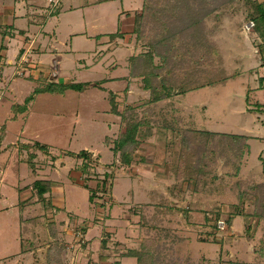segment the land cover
Returning <instances> with one entry per match:
<instances>
[{
	"label": "rangeland",
	"instance_id": "1",
	"mask_svg": "<svg viewBox=\"0 0 264 264\" xmlns=\"http://www.w3.org/2000/svg\"><path fill=\"white\" fill-rule=\"evenodd\" d=\"M130 1L77 0V9L64 6L59 16H49L48 11L39 16L38 12L31 20L47 23L46 29L56 32L51 40L39 37L35 51L28 55L42 72L32 68L20 76L14 65L0 64V69L4 67L0 71V135H7V143L16 142V135H26L48 145L53 152L50 157L65 158L64 165L55 163L38 175L31 161L22 162L17 157L7 169L9 181L3 189L7 200L16 197L19 189L26 203L23 207L16 200L0 213V264H137L134 257L127 256L129 249L139 250L145 239L151 238H160L168 262L176 264H264L260 254L264 250V220L252 217V203L245 201L240 208L242 215L229 226L225 223L226 230L218 229L215 237L209 236L213 231L205 221L206 214L219 210L228 217L235 210V193L227 188L222 196L190 194L175 171V156L161 153L165 140L180 135L189 122L213 132L249 135L251 151L239 179H262L264 108L259 110L258 105H264V88L259 82L264 77V55L260 66L255 38L244 29L245 8L242 4L217 7L205 20L201 41L206 46L193 45L192 54L186 56L190 66L199 61L206 67L209 54H218L222 58L218 69L237 77L224 85L174 95L152 107L154 135L141 140V145L131 150L132 162L122 165L119 154L105 142L125 128L112 112L111 101L116 99L121 111L146 99L147 93L123 78L129 77L130 55L149 50L153 14L171 11L179 2L147 0L144 12H130L133 17L145 16L143 35L137 36L129 27L123 41L118 38L112 43L107 34L123 28L119 14L129 9ZM187 1L191 7L200 3ZM60 3L53 8L50 2L51 13ZM200 7L205 9L204 4ZM36 29L31 30V38ZM27 99L31 115L10 119L15 115L12 105H24ZM167 123L176 132L170 133ZM82 150L91 154L87 172L81 169V158L64 153ZM217 162L216 170L222 177L227 169L223 159ZM40 178L52 180L65 191L54 192H64L61 200H65V207H52L47 216L41 199L29 187ZM179 184L181 190L173 189ZM91 194L95 195L93 202ZM161 196L174 208L169 215L163 214L166 206L161 205ZM184 209L190 210L186 218ZM32 219L38 223L33 225ZM58 244L64 246L60 254Z\"/></svg>",
	"mask_w": 264,
	"mask_h": 264
},
{
	"label": "trees",
	"instance_id": "2",
	"mask_svg": "<svg viewBox=\"0 0 264 264\" xmlns=\"http://www.w3.org/2000/svg\"><path fill=\"white\" fill-rule=\"evenodd\" d=\"M146 1H144L142 7L143 12L147 9ZM216 1H219L217 6L214 4ZM201 4H204L205 9L200 7ZM234 4H237V6L242 4L241 7L245 8L246 24L249 22L254 23L250 35L255 38L253 42H255V47L260 52L262 61L264 55V1L200 0L197 7H191L188 5L187 0H179L171 11H158L153 16L151 15L155 22L151 29L152 37L148 45L149 50L130 57L128 64L129 77L124 79L128 80V84H136L141 91L147 93V97L137 104L125 106L121 111L118 101L116 99L111 101L112 112L120 117L125 124V128L116 138H107L105 142L115 155L119 154L122 165H128L132 162L131 150L138 148L141 145V140L154 135L155 129L150 119L154 112L152 107L163 100L172 99L174 95L185 96L194 90L224 85L229 80L237 77L235 74L225 75L223 70L218 69L221 67L222 58L218 54L215 55L214 51H211L214 55L209 54L207 59H210V61H208L206 67L202 66L199 61L195 66H190L188 64L189 60L186 59L187 55L192 54L193 45L206 46L201 41L203 40L202 35L206 18L216 12L217 7L234 6ZM58 10L59 8H56L52 13H57ZM160 16L162 17L160 18ZM144 19L145 16L143 15L134 17L132 32L137 36H142L144 33L142 30ZM259 82L261 88H264V77L260 78ZM30 99H33V96ZM30 99H27L26 104ZM26 104L19 106V108L24 109ZM258 106H260L259 110L264 108V105ZM140 110H142V113H140ZM262 112H264V109ZM166 128L170 133L176 132L171 123H167ZM181 132L180 135L165 140L167 143L162 146L163 148L161 147V153L175 156V171L179 175L178 177L186 182V189L189 190L190 194L222 196L229 188V191L234 192L236 195L235 210L228 217L224 218L219 210L206 214L205 221L213 231L209 233V236H216L219 220H223L229 226L235 220V217L242 215L240 208L245 201L251 202L253 205L252 217H255L258 221L264 220V161L260 181L239 179L244 159L250 153L249 137L244 134L213 132L208 129L197 128L192 122H189V125ZM33 147L44 153L48 151L46 145H41L38 142L34 143ZM67 155L81 158V169L87 172L91 161L90 153L82 150L77 154L67 152ZM34 158L36 156L32 152L28 159L31 161ZM219 158L224 160V166L227 169L222 177L219 176L216 170ZM32 169H36L33 161ZM233 179L237 180L232 183ZM51 186V181L42 179L37 180L33 185L44 208L47 210L46 216L49 212L48 209L52 207L56 209L52 204L51 197L48 195ZM173 189L179 191L182 187L179 184ZM173 189L171 193L174 192ZM94 196V194H91V202L94 201ZM21 203L24 207L26 201ZM160 203L166 206V210L163 211L164 215H169L173 211V206L170 202L167 203L162 196ZM182 212L186 218L190 210L184 209ZM37 223L32 219L33 225ZM24 233L21 234L22 253L28 250L23 239ZM63 247V245L58 244V254L62 252ZM164 248L165 244L162 243L161 245L160 238L145 239L139 250L129 249L127 256L134 257L137 264H176L172 261L168 262L163 251ZM48 251L51 252V249ZM260 254L264 256V250H261ZM46 264L52 263L47 261Z\"/></svg>",
	"mask_w": 264,
	"mask_h": 264
},
{
	"label": "crops",
	"instance_id": "3",
	"mask_svg": "<svg viewBox=\"0 0 264 264\" xmlns=\"http://www.w3.org/2000/svg\"><path fill=\"white\" fill-rule=\"evenodd\" d=\"M61 1L62 4L60 3L61 5L59 7L58 12L53 14L50 11L49 0H0V64H2V66H4L5 64H10L11 66L14 65V69L16 68L17 73L18 71L23 72L21 76L24 75V72L26 70L32 68H34L33 72H35V70L38 72H40L41 70L42 72V69L39 68L37 64L31 63V60L28 57V55L30 51L32 52L35 51L34 47L39 37L41 36L49 37L51 40L55 36L56 32L53 29L52 30L46 29L47 23L44 22L39 23L36 20H34V18H32L31 20V16L34 17L38 12H39V16H45V11H48L49 16L52 15L59 16L60 15L59 13H61L62 10L65 8L64 6L69 7V9H77L74 6V3L77 0H61ZM136 1H138V4L133 3ZM144 1L145 0H131L130 1L131 5L129 9L123 10L122 13L119 14V17L123 18L122 19L123 28L121 29L119 26V29L117 28V31H115L112 34L110 33L107 34V36L110 37V41H112V43H114L115 40L118 38L122 39L123 41V38L124 37L126 38V30L129 27H132L131 30H133L134 15H131L130 12L131 10H135V9L142 10ZM258 1L262 2L264 0H258ZM35 28H37L36 29L37 31L31 38L29 34L31 33V30ZM93 28H95V25ZM118 45L123 46V43H119ZM262 65L263 62L261 61L260 66ZM2 68L0 69V71L2 70ZM123 78L126 79L127 76ZM125 81L128 84L127 82L128 80ZM131 90L132 89H129V93L131 92ZM29 105L30 102L26 104L24 109L17 108L23 105H19L16 103L15 105H12V108L13 107L15 108V112H14L15 115H11L10 119H17L19 115L20 116L22 115L24 118L26 116L29 117L31 115V112H28ZM2 131H4V127ZM21 133L23 134V130ZM246 136L250 137L249 135ZM15 140L16 142L12 141L7 143V135H5L4 133L0 135V213L6 212L7 209L11 208V206H14L17 202L16 200H18V204H20L23 201L21 199L22 193L18 192L19 189L17 190V194H15L16 197L12 198L11 200L9 199L7 200L9 196L5 192H3L4 191L3 189H6L5 187L8 185V181H9L8 180L9 174L7 172L8 171L7 169L8 168L11 169L12 167L11 163L13 162L14 158L16 159L17 157L18 160L22 162L29 161L28 159L29 155L32 154V152H34L36 156V158H34L35 167H36V169L34 170L35 175L42 174L44 173L45 170H48L49 168L51 169V166L54 167L55 163L57 164L62 163L64 165L65 162V158L62 156L50 157L52 155L51 153L53 152L50 151V147L46 144L40 143L41 145H46L48 147V151L46 153L40 151L39 149L34 148L33 144L36 143L37 141L33 140L32 138L26 135H16ZM248 142L250 144V141ZM250 151H251V145H250ZM64 153H66L65 155L67 156V152ZM5 154H7V157L6 156L3 157ZM49 157L51 158V161H47V158ZM48 164L50 165L48 166ZM42 180H49V179H42ZM49 181L52 182L51 190L48 193V195L51 196L52 204L56 206L57 209H60V207H65V200L64 201L61 200L62 197L65 198L64 196L65 191L63 190L62 187H57V185L52 180ZM77 185L81 186L79 182ZM29 187H31L32 191L36 192L34 188L31 186V184ZM58 190L64 191L62 195H58L59 193L56 194L54 193L55 191ZM6 204H8V207L5 206ZM23 212L24 209L22 213Z\"/></svg>",
	"mask_w": 264,
	"mask_h": 264
},
{
	"label": "built area",
	"instance_id": "4",
	"mask_svg": "<svg viewBox=\"0 0 264 264\" xmlns=\"http://www.w3.org/2000/svg\"><path fill=\"white\" fill-rule=\"evenodd\" d=\"M49 2L52 3V6L53 8L56 7V2H59V0H49ZM254 26V23L253 22H249L247 23L246 25H244V29L246 31H250ZM23 72L22 71H18L17 75H22ZM0 98H1V95H0ZM217 227L219 230H226L228 228V226H226L225 228V222L223 220H219L218 223H217Z\"/></svg>",
	"mask_w": 264,
	"mask_h": 264
}]
</instances>
